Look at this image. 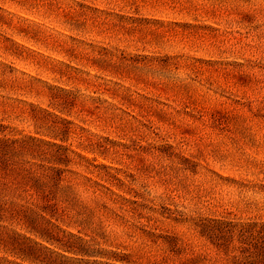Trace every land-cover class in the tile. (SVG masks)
Segmentation results:
<instances>
[{
    "label": "rangeland",
    "instance_id": "1",
    "mask_svg": "<svg viewBox=\"0 0 264 264\" xmlns=\"http://www.w3.org/2000/svg\"><path fill=\"white\" fill-rule=\"evenodd\" d=\"M25 136L26 167L64 172L51 199L6 194L0 264H38L16 232L75 256L31 228L130 264H230L196 224H264V0H0V137Z\"/></svg>",
    "mask_w": 264,
    "mask_h": 264
},
{
    "label": "trees",
    "instance_id": "2",
    "mask_svg": "<svg viewBox=\"0 0 264 264\" xmlns=\"http://www.w3.org/2000/svg\"><path fill=\"white\" fill-rule=\"evenodd\" d=\"M41 141L34 137H22V138H5L0 137V220H2V213L8 211V203L12 202L17 204L15 201H9L5 199L6 194L13 195L14 197L20 198L21 194L19 190L21 187L29 188L33 190L36 194H39L42 198L51 199L52 196L45 194L47 190L48 183L55 186L58 185L61 179L62 173L64 171L60 169H55L53 167H46L47 170H51L54 174H42L38 175L32 168L26 167L25 165L29 161L24 160V154H26L31 146L37 147V143ZM52 146H58L55 143ZM64 164L68 165L70 163L69 158L64 154V158H59ZM34 164V163H33ZM93 165V164H92ZM45 167L43 165H38ZM44 178H49L48 182L44 181ZM99 190L107 189L114 195L107 186L101 185L99 183L95 184ZM117 196V195H116ZM126 205L129 203L133 207L132 210H137L133 205H139L137 201H132L126 198H122ZM35 212L33 208H30ZM131 210V211H132ZM141 216V215H140ZM45 218V216H44ZM47 220V218H46ZM48 221L55 225L51 220ZM196 226L199 228L200 232L207 236V238L218 247H220L227 256L229 253H236L230 259V264H264V224L258 226L253 223L246 224H234L233 222H226L221 220H207L200 219ZM59 228V227H58ZM60 229V228H59ZM144 230V229H142ZM17 233L18 237H22L25 241L31 244V248L24 250L23 256L32 262L38 264H130L133 263L131 256L121 253L107 252L103 249H95L93 246L88 245V241L83 238L76 237L70 234V239L76 238L80 243L75 244L74 242H63L62 239L56 238L50 232H41L34 228H31L30 233L35 235H40L45 241L57 244L62 247L64 252H69L75 254V256L68 257L64 254H58L53 258L54 253H50L49 256L46 254L44 259L37 258L35 256V251H37V246L39 249H47V247H42V244L33 241L30 237ZM144 233L148 238H150L155 243L159 239H163L164 243L168 244V248L172 251L174 248L178 250V240L171 236H158L153 232L144 230ZM1 260V259H0ZM7 264H19L15 262L5 261Z\"/></svg>",
    "mask_w": 264,
    "mask_h": 264
}]
</instances>
